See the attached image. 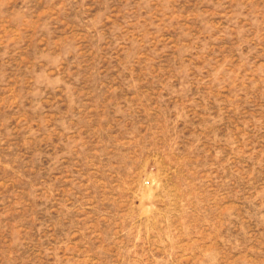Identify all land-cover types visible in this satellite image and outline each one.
Returning a JSON list of instances; mask_svg holds the SVG:
<instances>
[{
	"label": "rangeland",
	"instance_id": "1",
	"mask_svg": "<svg viewBox=\"0 0 264 264\" xmlns=\"http://www.w3.org/2000/svg\"><path fill=\"white\" fill-rule=\"evenodd\" d=\"M0 264H264V0H0Z\"/></svg>",
	"mask_w": 264,
	"mask_h": 264
}]
</instances>
